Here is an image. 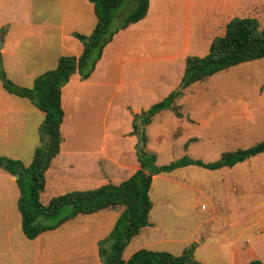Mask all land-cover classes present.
<instances>
[{"label":"rangeland","instance_id":"1","mask_svg":"<svg viewBox=\"0 0 264 264\" xmlns=\"http://www.w3.org/2000/svg\"><path fill=\"white\" fill-rule=\"evenodd\" d=\"M31 1L32 17L39 22L48 20L51 27L39 41L30 37L13 49L22 51L19 55L25 69L38 77L56 68L60 56H79L83 44L66 33L90 35L97 18L88 0ZM151 2L153 8L146 20L115 36L98 74L86 81L77 74L65 88L60 155L69 158L63 163L65 167L72 164L67 170L70 173L63 176L58 174V159L52 162L42 195L44 204L68 192L92 190L108 182L118 185L129 178L139 167L135 150L138 137L129 134L134 115L178 88L186 58L206 56L212 41L224 35L233 18H255L264 26V0ZM17 5L19 0H0V26L5 25L0 27V47L8 31L17 30ZM134 7V0H125L112 28ZM11 61H6L8 67L4 68L16 83L20 72L11 68ZM21 82L26 88L34 85L24 77ZM0 99L18 100L2 89L1 80ZM174 107L181 117L164 110L145 127L147 149L157 155L158 166L186 155L214 162L224 152L264 141V59L237 65L190 86ZM36 111L32 129L24 132L22 148L0 149V156L18 158L30 166L41 145L40 129L45 120L44 113ZM14 117L4 116L8 121ZM84 154L92 158L76 168ZM150 198L151 226L132 239L123 254L125 261L140 249L180 256L194 246V258L202 264H250L255 259L264 262V153L232 168L209 170L189 165L162 173L153 179ZM17 202L6 201L8 243L24 258L23 264H101L94 238H106L123 210H116L114 223V210L78 216V220L67 221L60 230L48 231L51 233L45 239L36 242L22 232ZM63 211L69 213L71 207ZM85 229L86 236L82 234ZM17 263L9 256L8 264Z\"/></svg>","mask_w":264,"mask_h":264},{"label":"trees","instance_id":"2","mask_svg":"<svg viewBox=\"0 0 264 264\" xmlns=\"http://www.w3.org/2000/svg\"><path fill=\"white\" fill-rule=\"evenodd\" d=\"M88 1L94 5L97 24L90 35L73 33V36L83 44L82 53L79 56H60L56 68L39 75L34 80L32 88L18 86L8 78L0 53V80L3 89L9 94L30 100L45 114L40 129L41 145L35 150L29 167L20 160L0 156V168L17 176L16 183L20 192L17 206L22 218V232L27 239L35 240L41 234L56 230L78 216L123 208L112 231L99 242L102 264H202L194 258V246L185 249L180 256L140 249L127 261L123 259V254L132 239L137 237L143 228L151 226L149 215L153 209V202L150 191L154 177L189 165L209 170L232 168L264 153V141L246 149L224 152L220 159L214 162L206 163L186 155L169 165L158 166L157 155L147 149L148 136L145 127L152 123L154 116L164 110L175 111L176 115L181 117L182 114L174 105L190 86L237 65L264 59V26L255 18H233L227 24L224 35L212 41L206 56L187 57L178 88L148 110L134 115L131 136L138 137L135 150L139 168L129 178L118 185L108 182L92 190L68 192L44 204L42 194L47 184L46 174L52 162L58 159L59 172L65 174L70 173L67 170L71 169L72 164L70 162V166L65 167L63 163L69 158L60 155L63 143L61 127L65 118L63 88L74 74H79L83 80L89 79L102 59L105 48L113 42L114 37L144 20L150 8V0H134V9L112 28L117 12L125 0ZM87 156L86 154L80 156L83 158L76 168L83 167L82 165L90 161L92 156ZM67 206L71 207V211L64 214L63 209ZM49 219L55 222L49 223ZM250 264L264 262L255 259Z\"/></svg>","mask_w":264,"mask_h":264},{"label":"crops","instance_id":"3","mask_svg":"<svg viewBox=\"0 0 264 264\" xmlns=\"http://www.w3.org/2000/svg\"><path fill=\"white\" fill-rule=\"evenodd\" d=\"M75 1H77V0H75ZM90 4H92V3H90ZM151 8H153V3L150 0L149 12H150ZM33 11H34V4L32 3L31 0H19V5H17V14H18L17 19H16L17 22L15 23L17 30L15 31V33H12V30L10 29L8 31L9 34L6 36L5 40L3 41V43L0 47V53L2 56L4 67H5V65H7V67H8V64L6 61L13 60L10 62L11 68H16L19 70L20 76H19V78H16L15 81H16L17 85L18 86L21 85V87L23 86V84L21 82V77L33 80L32 83H34V80L37 77L32 76V74H30L25 69L23 56L19 55V53H21L22 51H20L19 48H17L16 50H14L13 48H14V46H17V47L21 46L24 43V41L27 39L32 38L36 41H39L40 35L41 34L44 35L45 33H47L51 27L50 24L48 23V20H44L43 22H41V21L39 22V21L35 20L32 17ZM93 11H94V15H95L94 8H93ZM149 12H148V15H149ZM148 15L144 20H146L148 18ZM144 20H142V21H144ZM9 24L12 25L11 23H9ZM1 26H5V25H1ZM133 26H131L130 28H128L125 31H128ZM73 33H75V32L74 31H68L66 33V35L71 37V36H73ZM114 41H115V37H114L113 42H111L105 48L102 59L100 60V62L98 63L94 73L92 74V76L88 80H91L92 78H94L98 74L102 64L105 62L107 50H109V46L111 44H113ZM82 51H83V49H82ZM76 75L77 74H74L71 77L69 83L63 88V90H62V102L64 99L65 88L67 86H69V84H71L72 79ZM83 81H86V80H83ZM2 89H3V87H2ZM5 92H7V91H5ZM10 95H12V94H10ZM12 96H15V95H12ZM16 97L18 98V100H16V101L8 100V99H6V100L0 99V130H1L0 149H5L8 151L20 150L22 148L24 132H28L30 130V127L32 129V127H33V116L35 114H37L36 112H38V111H36L38 108H36L30 100H28L26 98H21L18 96H16ZM5 115H14L15 117L12 121H8L4 118ZM35 129H36V131H38V129H39L38 123L36 124ZM131 132L132 131H130L129 134H131ZM63 141H64V138H63ZM16 160H18V158H16ZM118 165L121 166L120 164H118ZM58 174L63 175V176H67L65 173L58 172ZM46 176H47V174H46ZM75 178H77V177H75ZM81 179H86V178H81ZM105 179H107V178H104V180ZM16 186H17L16 177L0 168V264H8L9 256L12 257V259L17 260L18 261L17 264H23L24 263V258L19 257V252H14L13 247H11V246L9 247V243H8L9 215H8V210L6 208V201L7 200H15V199H17V201H18L19 196H20V192ZM46 186H47V184H46ZM116 210H114V211L116 212ZM117 215H118V212H116L114 218L111 220L112 223H114V219H116ZM75 219L78 220L79 218H75ZM62 227L63 226H61L59 229H57L55 231H51V232H57ZM21 229H22V218H21ZM51 232H49V233L46 232V234H44V233L41 234L37 239H35V241L38 242V241H41L43 238L45 239L47 234H50ZM82 234L84 236H86L88 234V231L87 230L83 231ZM94 239L95 240H94L93 244L96 247V251H95L96 258L102 264V262L100 260V256H99V242L104 238L101 236H97ZM9 249H10V253H9Z\"/></svg>","mask_w":264,"mask_h":264},{"label":"water","instance_id":"4","mask_svg":"<svg viewBox=\"0 0 264 264\" xmlns=\"http://www.w3.org/2000/svg\"><path fill=\"white\" fill-rule=\"evenodd\" d=\"M17 178V176H15Z\"/></svg>","mask_w":264,"mask_h":264}]
</instances>
